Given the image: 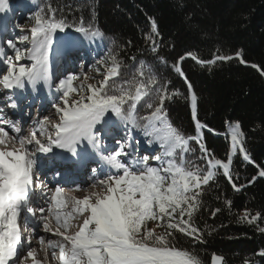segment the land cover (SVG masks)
I'll use <instances>...</instances> for the list:
<instances>
[{"label": "snow or ice", "instance_id": "1", "mask_svg": "<svg viewBox=\"0 0 264 264\" xmlns=\"http://www.w3.org/2000/svg\"><path fill=\"white\" fill-rule=\"evenodd\" d=\"M8 9L9 0H0V13ZM28 20L30 28L15 24L17 33L10 38L0 36V86L8 91L6 99L13 109L26 99L23 93L27 88L33 94L41 84L49 90L55 88L59 95L52 107L58 120L49 123L47 116L37 119L36 127L24 134L18 121L0 112V264H21L25 259L42 264L36 258L31 237L24 235L30 225L33 233L35 225H40L59 238L45 241L43 236L37 237L45 258L50 251L57 264H203L194 251L178 246L177 235L193 243H205L204 232L194 223L203 186L220 172L233 190L240 191L243 186L235 182L231 171L232 157L239 151L243 160L253 161L243 146L239 123L228 124L230 151L226 160L216 158L206 148L201 136L206 126L196 119L197 96L178 65L187 57L201 65L233 57L217 54L213 60L203 61L189 52L173 65L191 93L196 135L186 136L167 116L165 102L175 94L168 93L167 83L161 84L143 60L122 74L121 68L128 65L110 48L109 55L98 62L103 72L97 68V74H102L97 84L75 85L80 77L71 72L52 82L50 53L54 39L60 40V55L70 59L79 40L69 29L88 39L105 38L92 21L86 23L81 16L70 23L63 9L50 2L38 6ZM159 36L158 26L151 20L145 40L151 42L150 50L157 55ZM235 55L245 63L241 52ZM158 58L164 62L163 57ZM130 59L136 61L135 57ZM84 79H88L86 74ZM141 108L148 111L140 115ZM116 129L123 130L119 138L114 134ZM134 131L142 134L149 148L158 146L159 150L141 155ZM109 137L114 140L113 147L107 144ZM191 142L198 145L197 159L205 162L204 167L189 158L196 151ZM38 153L46 157L44 165ZM42 166L53 171V179L57 180L54 191L40 178ZM85 168H90L93 175L91 186L99 185L102 190L88 192L77 184L75 190L86 194L70 195L60 178ZM258 176L264 177V169ZM37 195L45 198L47 207L29 206ZM226 203L231 205V201ZM219 211L214 210L212 216ZM258 219L260 213L250 215L246 209L238 221L254 225ZM150 222L155 226L149 227ZM257 228L264 234V227ZM259 256L264 258V249ZM222 261L221 256H211V264Z\"/></svg>", "mask_w": 264, "mask_h": 264}, {"label": "trees", "instance_id": "2", "mask_svg": "<svg viewBox=\"0 0 264 264\" xmlns=\"http://www.w3.org/2000/svg\"><path fill=\"white\" fill-rule=\"evenodd\" d=\"M46 2L63 9L70 23L81 16L86 23L92 21L105 37L92 39L97 53L100 51L101 60L110 48L118 53V59L128 65L121 68L122 74L132 71V65L141 60L150 65L160 83H167L168 93L175 94L165 102L167 116L186 136L196 134L195 122L187 83L173 65L189 52L203 61L213 60L217 54L233 57L205 65L187 57L178 65L197 96L196 119L206 126L201 133L206 148L216 158L226 160L227 126L239 123L243 146L253 163L243 160L239 151L232 157L231 171L235 182L243 186L240 191L233 190L220 172L203 186L194 223L204 232L205 243H193L181 234L177 240L178 246L194 251L203 264H211L213 254L223 257L222 264H264L259 256L264 234L257 228L264 227V177L258 176L264 169V0H35L34 4L31 0H9L11 12L8 9L3 15L12 17L13 10L23 6L32 25L28 17ZM150 18L160 33L156 37L158 55L145 40ZM75 34L81 43H87L88 38ZM237 52L245 63L236 58ZM253 64L257 68L251 67ZM146 111L141 108L139 114ZM133 136L144 148L148 146L139 131ZM190 146L196 151L189 158L204 167L205 162L197 159L198 145L191 142ZM253 177L255 181L249 183ZM227 201H231L230 206ZM216 209L220 211L213 217ZM246 209L250 215L260 213L261 219L254 225L238 221ZM148 226L155 225L150 222Z\"/></svg>", "mask_w": 264, "mask_h": 264}, {"label": "rangeland", "instance_id": "3", "mask_svg": "<svg viewBox=\"0 0 264 264\" xmlns=\"http://www.w3.org/2000/svg\"><path fill=\"white\" fill-rule=\"evenodd\" d=\"M15 17L18 19V21H9L10 23H7L6 26H2L3 30H0V36H7V37H11L13 34L17 33L19 30L14 28L15 24H20L21 26H23L24 28H30L32 25H30L27 21V16L29 15V11L23 9L22 6L18 7L16 12L14 13ZM5 29H7L8 31L5 32ZM59 35H63V34H59ZM90 45L92 43V40L90 42H88ZM61 44H60V40L57 37L56 39H54L53 45H52V50L50 53V66L52 65L53 68H55V70L57 71V74L54 75L52 78L53 79V83H57L58 80L60 78H63L64 76H66L68 73H76L79 75L80 79L74 81L75 85H80L81 83L87 85V84H97L99 80L102 79V74L98 75L97 74V68H101V70L103 69V66L100 65L98 62L101 61L100 58V51L98 52L97 55L89 57V61L87 62L85 61V64L81 63V58L80 55L83 54H87L89 48L88 47H83L82 45H78V48L76 51H74L72 53V56L70 59H65L63 58L60 53ZM92 54H94V50H90ZM68 65V66H67ZM52 68V67H51ZM103 72V71H102ZM85 74L87 75L88 79H84ZM46 88V87H45ZM55 89V88H54ZM54 89H47V92L52 93V97H50V95L48 94V100L49 102L45 105V110L41 109V111H43V114L45 113V115L41 114V116L38 119H41L45 116L49 117V123H54L58 120V116L55 113V109L52 107V104L54 102H56V98L59 95V93L56 92V90L54 91ZM29 92L32 93L31 88L29 87ZM52 99V100H51ZM42 103H45V100L42 101ZM189 105H190V109H191V93L189 92ZM34 112L31 111L29 112V116L30 118H35L37 115L33 114ZM192 113V112H191ZM52 116V117H51ZM195 122V121H194ZM232 124H236V123H232ZM34 127H36L35 123H34ZM228 128V126H227ZM26 128L22 131L24 134H26L27 132L25 131ZM121 135H123V132L121 131ZM201 133H202V129H201ZM114 134L117 138H119L118 134L116 133V131L114 130ZM196 135V134H195ZM228 148L230 151V135L228 134ZM107 144L109 147H113L114 146V140L112 138H108L107 139ZM148 147V146H147ZM158 148V146H156ZM149 148V147H148ZM154 148V147H153ZM153 148L151 149V153H149L148 151H145L144 148H140V154L143 155L144 153H149L152 154V150H154ZM158 151V150H156ZM95 166V165H92ZM90 171V168H87ZM88 178V177H87ZM98 178H103L102 176L98 177ZM88 183L87 185H85L86 189L88 192H99L101 191V187L99 185L92 187L91 185L94 183L89 182V180L86 182ZM83 192V195H85L86 193ZM82 194H79L78 197H82ZM54 223V221H53ZM38 231H37V237L38 236H43L45 238V240L47 239H59L58 237L52 236L50 233H46L42 226H38ZM45 235H47L46 238ZM27 237V236H26ZM46 240V241H47ZM37 244H33V248L36 251V254H39V256H41L40 258H38V256L36 257L38 260H40L42 262V264H57V261L51 257L50 251H49V255L48 258H45V252L42 249L43 246H41L39 244L38 239L36 240ZM27 251V250H26ZM25 251V253H26ZM21 264H33L31 259H25L23 261H21Z\"/></svg>", "mask_w": 264, "mask_h": 264}, {"label": "bare ground", "instance_id": "4", "mask_svg": "<svg viewBox=\"0 0 264 264\" xmlns=\"http://www.w3.org/2000/svg\"><path fill=\"white\" fill-rule=\"evenodd\" d=\"M51 73H52V77H53L54 75L57 74V71L53 70L51 68ZM38 89H39L38 92L33 94V93L29 92V88H27V90L23 93V95H24V97H26V99L22 100V102L19 103L17 108L13 109L9 106V102L6 99L7 95L9 94L8 91L4 90L2 88V86H0V112H2L6 118L12 120L16 117H19V115H17L18 113L26 114L27 110L29 109V107L31 105H35V107H39L40 110L41 109L45 110V107H46L45 105L49 102L48 94L50 95V97H52V93L47 92V88H45L42 84L38 85ZM43 100H45V103H42ZM41 112H43V111H41ZM17 147H18V144H17ZM54 151L59 152L60 150L54 149ZM37 155H38V158H39L41 164L44 165V162L46 161V157L42 156V154H40V153H38ZM44 168H49V167L44 166ZM51 172H53V171L51 170ZM90 172L91 171H89L87 168L82 169L80 171H69L66 176H64L63 178H60V179L66 186H75L76 184H82V185L84 184V186L82 188H86L85 185L88 184V183H86L87 177H89L91 179L92 183L94 182L93 175ZM80 194L83 195V192L80 191ZM24 235H25V231H24ZM46 236L47 235H45V237ZM46 238H48V237H46ZM37 256H38V258L41 257V256H39V254H36V257Z\"/></svg>", "mask_w": 264, "mask_h": 264}]
</instances>
